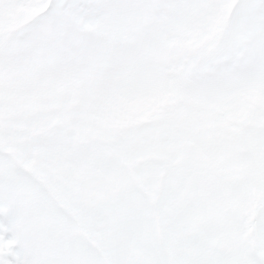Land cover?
Wrapping results in <instances>:
<instances>
[{"label": "snow or ice", "instance_id": "1", "mask_svg": "<svg viewBox=\"0 0 264 264\" xmlns=\"http://www.w3.org/2000/svg\"><path fill=\"white\" fill-rule=\"evenodd\" d=\"M44 7L0 0V264H264V0Z\"/></svg>", "mask_w": 264, "mask_h": 264}, {"label": "rangeland", "instance_id": "2", "mask_svg": "<svg viewBox=\"0 0 264 264\" xmlns=\"http://www.w3.org/2000/svg\"><path fill=\"white\" fill-rule=\"evenodd\" d=\"M40 3V2H37ZM50 3V0L48 1ZM36 10L37 15H42L41 13L39 14V11L41 12V9H30V8H22L14 12L11 17L7 18L5 21V26L10 27L12 30H15L18 26H22L27 22L28 19L26 16L29 15V13L34 12ZM232 11V7L230 6L226 11L223 13H215L217 16V21L216 23L219 24L221 22V18L227 19L230 16V13ZM192 18L199 19L201 17H210L213 15V11L211 9L210 5H201L199 8L194 9L191 14ZM192 45L190 44L189 47Z\"/></svg>", "mask_w": 264, "mask_h": 264}, {"label": "trees", "instance_id": "3", "mask_svg": "<svg viewBox=\"0 0 264 264\" xmlns=\"http://www.w3.org/2000/svg\"><path fill=\"white\" fill-rule=\"evenodd\" d=\"M39 9H41V11H44L45 7L44 8H39Z\"/></svg>", "mask_w": 264, "mask_h": 264}]
</instances>
